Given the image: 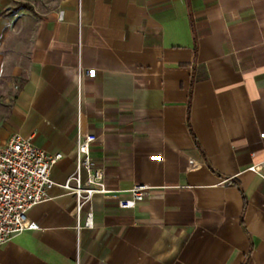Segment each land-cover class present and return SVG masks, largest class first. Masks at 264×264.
<instances>
[{"label": "crops", "instance_id": "crops-1", "mask_svg": "<svg viewBox=\"0 0 264 264\" xmlns=\"http://www.w3.org/2000/svg\"><path fill=\"white\" fill-rule=\"evenodd\" d=\"M15 134L64 157L0 264H264V0H0V146ZM79 134L108 189L151 188L95 196L80 232Z\"/></svg>", "mask_w": 264, "mask_h": 264}, {"label": "built area", "instance_id": "built-area-1", "mask_svg": "<svg viewBox=\"0 0 264 264\" xmlns=\"http://www.w3.org/2000/svg\"><path fill=\"white\" fill-rule=\"evenodd\" d=\"M81 74L78 80L81 82ZM98 140L93 134H79L75 151L76 169L61 187L76 200L77 230L93 227L92 212L82 226V213L94 197L99 195L116 202L123 210L135 209L147 198L150 187L133 186L125 192L107 188L106 172L92 157V146ZM63 154H51L38 147L33 137L15 134L5 146H0V246L15 236L39 225L29 218L36 205L49 198V191L56 185L52 179L53 167L63 159ZM201 163L189 159V169L197 170ZM250 171L264 180V162L253 165Z\"/></svg>", "mask_w": 264, "mask_h": 264}]
</instances>
